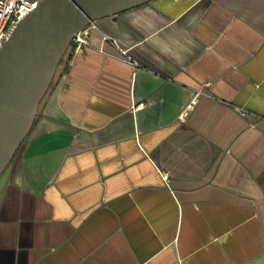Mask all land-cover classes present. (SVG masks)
I'll use <instances>...</instances> for the list:
<instances>
[{
    "label": "crops",
    "instance_id": "1",
    "mask_svg": "<svg viewBox=\"0 0 264 264\" xmlns=\"http://www.w3.org/2000/svg\"><path fill=\"white\" fill-rule=\"evenodd\" d=\"M87 30L0 176V264H264V0Z\"/></svg>",
    "mask_w": 264,
    "mask_h": 264
},
{
    "label": "water",
    "instance_id": "2",
    "mask_svg": "<svg viewBox=\"0 0 264 264\" xmlns=\"http://www.w3.org/2000/svg\"><path fill=\"white\" fill-rule=\"evenodd\" d=\"M151 0H40L0 47V176L32 129L75 35Z\"/></svg>",
    "mask_w": 264,
    "mask_h": 264
},
{
    "label": "built area",
    "instance_id": "3",
    "mask_svg": "<svg viewBox=\"0 0 264 264\" xmlns=\"http://www.w3.org/2000/svg\"><path fill=\"white\" fill-rule=\"evenodd\" d=\"M38 1L40 0H0V47L2 45L1 37L4 38L3 35L8 33L13 22L18 23L21 17L24 18L28 12L36 7ZM87 28L77 33L73 38L71 47H73L75 51H79L89 44ZM128 61L134 66L139 65L138 61L129 56ZM144 107L145 103L140 102L134 107V109L138 110ZM237 111L243 116L248 113L246 109L241 107H237ZM181 116L183 118V115ZM166 179H168V177H166Z\"/></svg>",
    "mask_w": 264,
    "mask_h": 264
},
{
    "label": "rangeland",
    "instance_id": "4",
    "mask_svg": "<svg viewBox=\"0 0 264 264\" xmlns=\"http://www.w3.org/2000/svg\"><path fill=\"white\" fill-rule=\"evenodd\" d=\"M70 51H71V46H70V48L68 49V51H67L66 55L64 56V58L62 59L60 65H59V67H58V69H57V72H59V70H60L62 64L64 63V61H65L67 55L70 53Z\"/></svg>",
    "mask_w": 264,
    "mask_h": 264
},
{
    "label": "trees",
    "instance_id": "5",
    "mask_svg": "<svg viewBox=\"0 0 264 264\" xmlns=\"http://www.w3.org/2000/svg\"><path fill=\"white\" fill-rule=\"evenodd\" d=\"M71 48H72V47H71ZM52 86H53V83H52V85L50 86V89H51ZM50 89H49V90H50Z\"/></svg>",
    "mask_w": 264,
    "mask_h": 264
}]
</instances>
